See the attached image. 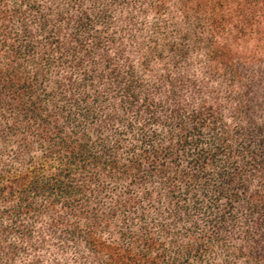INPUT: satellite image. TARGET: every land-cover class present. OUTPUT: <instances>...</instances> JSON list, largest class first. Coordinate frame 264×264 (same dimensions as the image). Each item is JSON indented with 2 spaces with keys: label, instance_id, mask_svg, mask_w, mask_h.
<instances>
[{
  "label": "trees",
  "instance_id": "trees-1",
  "mask_svg": "<svg viewBox=\"0 0 264 264\" xmlns=\"http://www.w3.org/2000/svg\"><path fill=\"white\" fill-rule=\"evenodd\" d=\"M0 264H264V0H0Z\"/></svg>",
  "mask_w": 264,
  "mask_h": 264
}]
</instances>
